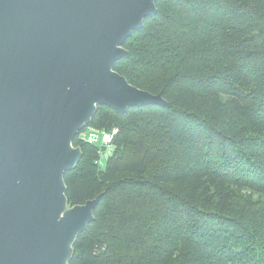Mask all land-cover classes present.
I'll return each instance as SVG.
<instances>
[{
	"label": "trees",
	"instance_id": "16d2710c",
	"mask_svg": "<svg viewBox=\"0 0 264 264\" xmlns=\"http://www.w3.org/2000/svg\"><path fill=\"white\" fill-rule=\"evenodd\" d=\"M155 8L112 70L166 106H98L103 169L73 139L67 204L99 201L67 264H264V0Z\"/></svg>",
	"mask_w": 264,
	"mask_h": 264
},
{
	"label": "water",
	"instance_id": "95a60500",
	"mask_svg": "<svg viewBox=\"0 0 264 264\" xmlns=\"http://www.w3.org/2000/svg\"><path fill=\"white\" fill-rule=\"evenodd\" d=\"M157 0H0V264H67L99 197L69 207L71 144L98 106L165 107L112 70Z\"/></svg>",
	"mask_w": 264,
	"mask_h": 264
},
{
	"label": "built area",
	"instance_id": "2783aa9c",
	"mask_svg": "<svg viewBox=\"0 0 264 264\" xmlns=\"http://www.w3.org/2000/svg\"><path fill=\"white\" fill-rule=\"evenodd\" d=\"M85 129H87L88 132L84 131ZM81 131H83L84 133L79 132L80 140L86 142L89 145H97V146L101 145L102 146L101 149H105L106 147H112V142L114 140L115 135L117 134L116 129L112 130L111 135H105L106 132L104 131L99 132L98 130L92 129L90 127H86ZM111 153L112 152H110L108 157L111 155Z\"/></svg>",
	"mask_w": 264,
	"mask_h": 264
},
{
	"label": "rangeland",
	"instance_id": "374dc122",
	"mask_svg": "<svg viewBox=\"0 0 264 264\" xmlns=\"http://www.w3.org/2000/svg\"><path fill=\"white\" fill-rule=\"evenodd\" d=\"M130 38V37H129ZM128 38V39H129ZM126 42V41H125ZM124 42V43H125ZM124 45V44H123ZM122 48H123V46H122ZM124 49V48H123ZM125 50V49H124ZM122 60V59H121ZM119 62V61H118ZM131 86V85H130ZM112 130H114V128L113 129H111V130H109V131H106V134L105 135H111V132H112ZM84 131H87L88 132V130L87 129H85ZM80 132H83V131H80ZM100 132V131H99ZM84 133V132H83ZM81 134V133H80ZM75 138L78 140H80V136H79V133L75 136ZM72 143H73V141H72ZM99 148H101L102 146L101 145H99L98 146ZM71 148L73 149V150H76V149H78V148H75L74 146H73V144H71ZM79 150V149H78ZM113 151V148L112 147H106L105 149H102L101 151H100V153H99V159H98V164H99V166H100V168H104V166H105V162H106V159H107V157H108V155L110 154V152H112Z\"/></svg>",
	"mask_w": 264,
	"mask_h": 264
}]
</instances>
